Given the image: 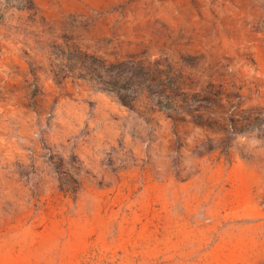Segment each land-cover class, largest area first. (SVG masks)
<instances>
[{"label": "rangeland", "instance_id": "1", "mask_svg": "<svg viewBox=\"0 0 264 264\" xmlns=\"http://www.w3.org/2000/svg\"><path fill=\"white\" fill-rule=\"evenodd\" d=\"M0 264H264V0H0Z\"/></svg>", "mask_w": 264, "mask_h": 264}]
</instances>
